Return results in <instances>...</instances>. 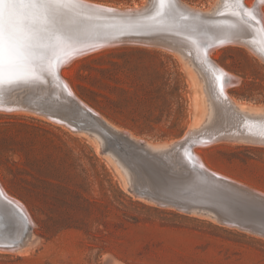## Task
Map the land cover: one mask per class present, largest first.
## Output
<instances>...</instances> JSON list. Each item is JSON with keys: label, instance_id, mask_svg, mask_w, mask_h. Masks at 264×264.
<instances>
[{"label": "rangeland", "instance_id": "1", "mask_svg": "<svg viewBox=\"0 0 264 264\" xmlns=\"http://www.w3.org/2000/svg\"><path fill=\"white\" fill-rule=\"evenodd\" d=\"M84 1L122 9L147 2ZM181 1L209 15L220 2ZM134 41L76 57L60 75L108 125L151 144L175 142L204 117L196 75L176 51ZM253 52L231 43L211 59L239 79L229 96L264 115V57ZM42 116L0 112V185L33 223L25 247L0 249V264H264V238L134 195L102 152L101 133ZM237 141L196 149L210 170L264 194V144Z\"/></svg>", "mask_w": 264, "mask_h": 264}, {"label": "water", "instance_id": "2", "mask_svg": "<svg viewBox=\"0 0 264 264\" xmlns=\"http://www.w3.org/2000/svg\"><path fill=\"white\" fill-rule=\"evenodd\" d=\"M78 4H84L83 6H87V8L99 10L103 17L100 19L84 17V20L88 21L90 26H84L83 29L73 27L76 30L69 32L55 27L53 33L46 34L45 46L36 50V55L32 58L31 63L20 60L11 73L5 68L3 72L4 82L0 84V105H19L25 107L31 113H38V115H57L63 118L62 123L74 125L71 126L72 129L70 128L72 131L91 133L100 124L96 119L100 116L94 114L80 100L68 93V89L59 73L61 67L70 59L85 55L106 45L135 43L134 41H129L133 39L150 41L151 43L149 44L156 47V44H152V41H161L163 36L169 32L172 37L184 42L191 49H200L203 59L210 62L211 59L208 57V53L211 50L227 44L230 39H236V36L231 34L233 30L230 25L219 23V20L225 14L219 13L211 16L205 12L195 11L182 6L179 0H152L145 11L142 9L148 5L147 3L137 9L117 10L72 0L71 8H79L76 7L80 6ZM244 8L243 0H240L239 9L242 12V19H248L258 24L261 38L264 41V29L260 22L250 16V13L244 15ZM152 15L154 16L153 18ZM5 16H7V13H5ZM239 26L242 27V23L239 22ZM241 43L248 44V41L244 40ZM34 64L45 66L48 71L50 70L52 76L54 75V80L59 84L60 94L63 99L58 106L54 107V104L48 101V97L41 96L42 91H45L44 85L31 83L35 80V73L31 68ZM29 69L32 73L25 74L24 70ZM9 79L13 80L12 84L8 83ZM33 89L34 91H32ZM28 91L32 92L29 93ZM24 93V98H20V94ZM11 97L14 98L10 99ZM78 116L79 120L77 119ZM251 126H260L263 129L264 121L251 122ZM217 132L213 135L197 134L194 140L190 139L189 134H183L176 142L167 145L163 151L168 154L177 148L175 149L177 153L179 148L184 146L185 149L182 151L181 160L175 162L177 165L176 170L181 178L194 180V182L200 184L206 182L208 186H211L208 182L225 183L247 193L246 196H248V193L252 194L256 198H254L255 200H259L258 202L243 198L230 199L223 196L215 197L216 202L212 198L218 206L221 205L222 209H224L222 211L207 204H193L178 197L158 195L155 192L151 195L148 191L133 189L129 181L127 182L128 190L134 195L143 197L158 206L202 217L220 225L236 228L264 238V194L205 169L197 163L192 153V149L198 143H207L211 140L223 138L224 135ZM139 144L143 145V142L139 141ZM116 147L119 154L127 159L136 156L135 153H130V151L125 150L119 144ZM108 149L107 147L102 152L105 153ZM140 156L138 155L137 157ZM142 164L144 165V163ZM151 166L152 174L159 179L164 188L173 189L175 187L173 181L162 177V172L157 165L152 164ZM149 168L151 167L149 166ZM13 225L19 227V234H10V229ZM32 226L26 217L25 211L14 203L9 202L5 195L0 192V248L13 251L20 249L30 238Z\"/></svg>", "mask_w": 264, "mask_h": 264}, {"label": "bare ground", "instance_id": "3", "mask_svg": "<svg viewBox=\"0 0 264 264\" xmlns=\"http://www.w3.org/2000/svg\"><path fill=\"white\" fill-rule=\"evenodd\" d=\"M78 1L89 5L105 7L103 6L102 3H100L102 5H99L84 0H78ZM151 2L152 0H147L146 3L148 5L145 6L142 10L143 11L147 10ZM179 2L182 6H186L192 10L202 11L200 9L190 7L187 4H184L181 0H179ZM78 5L80 6H76V7L79 8L73 9L70 7L65 9V16L62 22L57 26L58 28H62L66 30V32H69L71 30H76L73 27H80L83 29L84 26L86 27L90 26L88 21L84 20V17H90L95 19H100L101 17H103L99 10H95L89 7L87 8V6H83L84 4L83 5L78 4ZM239 5H240V0H220L218 7H214L215 10L210 15L213 16L219 13L225 14V16H223L219 20L220 21L219 23L230 25V27L233 30L231 31L232 32L231 34L233 36H236V39L235 38L230 39V41L227 44L241 43L244 40H247L248 44L245 43H241V44L251 49L252 52L254 51L253 53H256V56L260 55L264 57V53H263L264 41L261 38V32L258 27V24L248 19L247 20L242 19V14H241L242 12L240 9L238 10ZM244 5H245V8L243 10L244 15L250 13L249 15L254 17V19L258 20L262 28L264 29V14L262 10V8H264L262 7L264 5V0H254L253 3L246 0ZM143 6L144 5L142 6L140 5L130 8H123V9L117 7H110V6H107L105 8L124 10V9H137ZM86 11H92V12L87 13ZM153 17L154 16L152 15V18ZM155 19L158 21L157 18ZM239 22L242 23V27L239 26ZM54 29L55 28H52L48 34L53 33ZM132 41H134V39ZM136 41L151 43L150 41L147 40H136ZM152 44H156V46L158 47L160 46L167 50L171 49L176 51L179 55L185 58V60L189 64L190 70L195 73L196 82L200 86L199 89L195 88L196 90L195 99L197 104L200 103V101L198 100L200 98L205 101V106H204L205 112L203 113L200 110V117L202 118L204 116L203 119L199 120L197 127H189L185 135L189 134L190 139L193 140L197 134L202 135V133H204L205 135L207 134L213 135L216 131H218L217 133L224 135L223 138L211 140L208 141L207 143H198L192 149V153L194 154L197 163H199L205 169L225 179H229L224 175L215 172L213 170H210L208 167H206V165L202 161L201 156L198 154L199 150L197 149L207 148L209 146L211 147V145H213L214 142L226 141V140L229 141L247 140L256 144H261V145L264 144V128L262 129V127L260 128V126H251V122H258L260 120L264 121V115L248 112L249 109L245 105H241L237 103L236 101H234L235 99L233 100L229 96L228 89L236 86L237 82H239V79L233 74L219 67L216 64V62H214L211 59V52L213 50H216L217 48H223L227 44L222 45L220 47H216L215 49L211 50L208 53V57L211 59L210 62H207L206 60L203 59L200 49H195V48L191 49L184 42H181L175 37H172V34L171 33L169 34V32H167L166 35L163 36L161 41L153 40ZM100 48H97L95 50H98ZM74 58L70 59L66 64L68 65V63L72 62ZM63 67H61L59 73H62ZM31 68L35 73L34 74L35 80H33L31 83L32 84L40 83L41 85H44L45 91H42L41 96L48 97L47 98L48 101L51 104H54V107L58 106L60 101H62L63 99L60 94L61 92H60L59 84L54 80V75L52 76L50 70L48 71V69L45 66H41V64H34ZM24 71L25 74H30L31 72L30 69ZM62 80L64 85L68 89V93L74 96L69 84L65 81V79L62 78ZM196 82H194L193 84L194 86L196 85ZM3 90H7V89H3ZM32 91H34V89ZM32 91H28V92L30 93ZM202 95L204 96V98H202ZM24 96L25 93L20 94L19 97L24 98ZM13 98L14 97H11L10 99ZM89 109L94 114L100 116L91 108ZM21 110H23L24 112L25 111L30 112L29 110L25 109V107L19 105H0V112H17ZM34 114H38V113H34ZM45 116H47L50 122L52 121L56 124H62V125L66 124V123H62L63 118L57 115L49 114ZM77 119L78 120L80 119L79 116L77 117ZM96 119L100 124L93 131H97L101 133V136L103 137L101 138V136L100 137L98 136L97 138L100 140L101 144L109 148L107 152L108 155L110 156V158H112L115 161L118 168L126 175L127 180L130 182L133 188L148 191L151 195L153 192H155L158 195H169L172 197H178L182 200H186L193 204H207L212 208L222 211L224 209H222L221 205L218 206L216 203L217 200L215 199V197L217 196H223L225 198H230V199L243 198V199H250L256 202L259 201V200L258 201L255 200L256 198L252 194L248 193V196H246L247 193L242 192L239 189H236L225 183L217 184L215 182H208L211 185L208 186L206 185V182L200 184L194 182V180H190V179L185 180L184 178H181L176 170L177 165L175 164V162H179L181 160L182 151H184L185 149L184 146H182V148L180 147L177 153L175 152V149L177 148H175L174 150L166 154L164 153L163 149H165L167 145L172 144L173 142L166 144H151L147 141L140 140L139 138L127 132L126 130H124L123 132V130H118L117 128L108 125L106 122L103 121L101 116ZM66 125L67 127H69V129L71 128V126H74L71 123H67ZM139 141L143 142V145L139 144ZM117 144L124 147L125 150L130 151V153L131 152L135 153L136 156L128 159L125 158L124 156L119 154L118 150L116 149ZM138 155L141 156L137 157ZM142 163H144V165ZM152 164H155L159 167V169L162 172V177L164 179L169 181L171 180L174 182L175 187L173 189H166L162 186V183L159 181V179L152 174V170H151ZM149 166L151 168H149ZM0 192L5 195L6 199L9 202L14 203L19 208L21 207L25 211L26 217L29 220L30 224L33 225L32 220L30 219V216L28 215L25 207L19 201L14 200L12 197H10V195H8L4 191L1 185H0ZM212 198L216 202L212 200ZM11 229H12V231L10 230L11 235L19 234V230H20L19 227L13 225ZM23 247H25V244ZM0 249L4 251H13V250H6L4 248H0Z\"/></svg>", "mask_w": 264, "mask_h": 264}, {"label": "snow or ice", "instance_id": "4", "mask_svg": "<svg viewBox=\"0 0 264 264\" xmlns=\"http://www.w3.org/2000/svg\"><path fill=\"white\" fill-rule=\"evenodd\" d=\"M71 6L72 0H0V84L5 68L11 73L18 61L31 63Z\"/></svg>", "mask_w": 264, "mask_h": 264}]
</instances>
